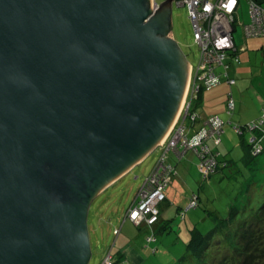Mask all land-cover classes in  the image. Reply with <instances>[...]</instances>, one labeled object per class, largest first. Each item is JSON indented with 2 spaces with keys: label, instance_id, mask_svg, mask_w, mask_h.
<instances>
[{
  "label": "water",
  "instance_id": "95a60500",
  "mask_svg": "<svg viewBox=\"0 0 264 264\" xmlns=\"http://www.w3.org/2000/svg\"><path fill=\"white\" fill-rule=\"evenodd\" d=\"M172 2L0 0V264H89L92 201L185 101Z\"/></svg>",
  "mask_w": 264,
  "mask_h": 264
},
{
  "label": "rangeland",
  "instance_id": "374dc122",
  "mask_svg": "<svg viewBox=\"0 0 264 264\" xmlns=\"http://www.w3.org/2000/svg\"><path fill=\"white\" fill-rule=\"evenodd\" d=\"M155 1L160 6L165 0ZM182 3H179L178 0L172 2L171 35L182 48L191 64L196 66L200 61L199 45L194 37V26L188 8ZM240 16L241 20L238 19L236 22V41L250 43V37L243 34L242 26L250 21V13L247 12L246 3L241 5ZM240 55L241 63L239 64L232 59L227 60L231 62L229 75L236 78L237 83L230 87L224 80L216 88L222 92L225 90V101L228 92L232 90L237 104L239 101L237 88L239 86L247 88L250 87L251 83L262 80V90L264 91V71L261 73V63L264 62L263 53H259V57L252 62L254 66L251 69L253 74L257 76L255 82L250 77L252 74L250 73V51L248 53L241 52ZM237 66H239L238 69H236ZM218 70L224 71L223 68H218ZM208 90L211 89H205L203 92H209ZM251 99L253 98L250 96V101ZM197 110L200 114L206 115L209 113L208 110L204 111L202 107ZM252 111H255V106L250 104V113ZM184 115H190L188 109L185 110ZM231 118V114L226 115L227 120L223 118L227 123L222 134L221 144L212 145L217 153L219 165L217 170H212L209 173L211 176L204 177L198 169H195L196 171L191 170L187 173V179L191 183L187 184L180 178L183 177V173L177 174L173 170L177 163H174L175 165L172 168L162 159L164 153L162 147H157L94 198L90 205L88 217L92 249L89 264L106 263L105 259L110 250L114 254L113 259L117 260L116 257H120L122 254L135 264H196V255L188 251L190 250L188 249L189 242L193 236L192 229L197 228L207 235L214 226L221 225L223 228H230V226L244 227L247 222H250V230L255 229L254 227L261 220L258 209L264 203V149L257 156L250 155L249 142H251V137L247 133L245 136L241 135L235 128L236 123L231 121ZM179 135L180 133L176 132L173 140L172 137L168 139L169 146H172L174 140H178ZM168 136L169 134L164 141ZM262 145L264 147V139ZM174 149L176 148L169 152V156L176 161L175 155L177 158L179 156ZM185 153L186 149L182 151L181 155ZM167 160L169 162L168 158ZM160 161L164 162V164L161 163L162 166L164 165V167H161L164 168L161 172L169 170L171 173L170 177L164 179V183H162L165 184L166 188L164 199L161 202L167 199L166 190L174 184L175 176H177L176 179L179 178L180 185L174 184L173 193L178 199L180 197L181 201L176 202L173 200V204L172 201L168 202L167 208L161 215L166 220L160 221L155 228L138 227L130 222L122 226L124 216L130 205L138 197L146 180L153 176L155 168H159L158 162ZM224 161H231V164L228 163L226 166ZM157 164L158 167H156ZM176 167L178 166L176 165ZM193 192L198 193L200 198L194 199L193 201L196 204L191 205L192 208L188 209L190 204L187 201H189ZM158 209L160 213L159 205ZM182 210L185 211V215H181ZM215 214L219 215L220 218H226L227 221L221 220L219 222V219L214 217ZM145 224L147 223L141 225ZM115 228H121L119 236L114 234ZM262 229L263 227L259 230ZM153 233H155L157 240L153 238ZM227 233L230 232L226 231L219 236L218 233L213 232V235L209 237L210 243L208 242L203 250L205 252L211 250L213 253L214 251L228 252L232 254V259H234L236 253L234 246H227L226 244H232L234 236L225 235ZM262 261L264 264V259Z\"/></svg>",
  "mask_w": 264,
  "mask_h": 264
},
{
  "label": "built area",
  "instance_id": "2783aa9c",
  "mask_svg": "<svg viewBox=\"0 0 264 264\" xmlns=\"http://www.w3.org/2000/svg\"><path fill=\"white\" fill-rule=\"evenodd\" d=\"M178 2H183L182 4L187 6L189 10V16L194 26V37L199 45L200 61L196 66L192 65L190 76L191 90L189 89L187 92L185 106L180 111L179 117L172 127L168 138L161 145L166 143L170 137L173 140L175 133L179 132L178 140H174L172 146H169L168 143V148H176L174 150L179 155L182 154L181 149H179L180 143L183 146V150H195L201 157L199 163L200 169L205 174H208L214 170L216 161L212 157H209V150L205 145V141L212 136L215 142L219 144L221 135L224 132L225 122L217 115L210 116L205 120L204 126L201 129L194 135L188 137L186 135V128L181 123V119L185 121L187 118H195V115L190 112V106L192 104L190 97L193 95L196 96L202 87L213 88L221 82L223 77L230 84L235 82L234 78L228 76L226 69L229 66L227 64L228 59H232L236 63L240 62L239 54L236 55L239 48L235 39V32L237 30L236 22L238 19L239 21L241 20L239 9L240 0H178ZM247 2L249 5L250 21L244 24V30L250 36L263 34L264 0H247ZM156 4L157 2L155 1ZM220 66L226 68L224 72H219L218 68ZM227 108L229 113L235 108V101L232 97L227 101ZM186 109L189 110V116L184 115ZM259 123H264V117L260 119ZM251 128L253 129L254 126L251 125ZM236 129L240 131L239 127H236ZM252 140L255 141L256 137H253ZM261 150L262 146H257L254 149V154H258ZM161 163L164 164V162H159V168L154 171L153 176L149 177L141 188L137 204L129 210L128 215L136 224H154L158 220V205L164 199L166 188L165 184L162 183H164V179H168L171 175L169 170L161 172L164 169L161 168L164 167ZM169 165L171 166V164ZM196 198L197 196L194 197V199ZM195 204V201L191 202V205ZM119 232L115 230V233L119 234ZM107 256L105 259L106 263L103 262V264H116L119 262L113 259L111 254ZM122 262H124L123 264H132L127 260H123Z\"/></svg>",
  "mask_w": 264,
  "mask_h": 264
},
{
  "label": "trees",
  "instance_id": "16d2710c",
  "mask_svg": "<svg viewBox=\"0 0 264 264\" xmlns=\"http://www.w3.org/2000/svg\"><path fill=\"white\" fill-rule=\"evenodd\" d=\"M243 3H246L247 4V12L249 13V5H248V2L247 0H240V4H239V9H240V14H241V5ZM187 7V6H186ZM189 11V10H188ZM237 44V43H236ZM239 54V49L238 51L236 52V55ZM227 64H229L228 68H224V66H220V68H223V69H226L227 71H229V68L231 66V62H228L227 61ZM221 71V70H219ZM224 72V71H223ZM223 79H226L225 77L222 78ZM221 80V82H222ZM227 81V79H226ZM221 82L219 84H217L216 86L220 85ZM228 82V81H227ZM214 86V87H216ZM213 87V88H214ZM205 89H212V88H204L202 87L199 91V93L195 96H191L190 99L192 101V104L190 106V111H191V114L195 115V118H190L187 120L185 119V121H183L181 119V123L185 126L186 128V135L188 137L194 135L199 129H201L203 126H204V122L207 118H209L210 116H213L212 114L211 115H208L207 117L203 118V116L198 112V108L200 106V102H201V93L205 90ZM230 95V94H229ZM229 114H232L229 113ZM219 116V115H217ZM220 118H222L221 116H219ZM223 119V118H222ZM224 120V119H223ZM201 122L200 125H198V122ZM225 124L227 123L225 120H224ZM251 125L254 126V128L252 129L251 128ZM247 125H244V129L241 125H236L235 124V128L236 127H239L240 128V133L241 135H244L245 131H247L246 129H249L246 127ZM250 129H252L251 132H254V131H259V132H262L261 134H259V137L257 136V133L254 134V136L256 137V140L254 142H249V153L250 155H253V156H257V154H254V149H256L257 146L261 145L262 146V150L261 152L263 151L264 147L262 145V140L264 139V123L263 124H250ZM238 131V130H237ZM261 135V136H260ZM222 142V137H221V141L219 144H221ZM219 145L218 143L215 142L214 138L211 136L209 137L206 141H205V145L207 146L208 150H209V157H212L215 161H216V165L214 167V170H217L218 168V160H217V153L216 151L214 150V148L212 147V145ZM159 147H162L163 149V155H162V158L165 162H167L168 164H171V166H174V162L172 161L171 157L169 156V152L171 150H173L172 148H168V141L166 143H164L163 145L161 146H158ZM179 149H181V151H183V146L182 144L180 143L179 145ZM191 150L197 157V163H196V166H197V169L198 171L201 173V175L204 177H209L211 176L209 173L208 174H205L201 169H200V166H199V163H200V160H201V157L198 155L197 152H195V150L193 149H189ZM259 152V153H261ZM258 153V154H259ZM167 158L169 159V162L167 160ZM175 158L178 160V158L176 157L175 155ZM159 163V162H158ZM231 164V161L228 162V161H224V165H228ZM177 165V164H176ZM176 165L174 166V171L177 172V174L179 173V168L176 167ZM158 166V164H157ZM156 166V167H157ZM156 170V168H155ZM176 177V176H175ZM174 177V178H175ZM167 192V190H166ZM197 196L200 198L199 194L196 193V192H193L191 197H190V201H189V208H192L191 206V202L193 201L194 197ZM139 198L136 199L131 205H130V208H132L135 204H137ZM165 201V200H164ZM163 201V202H164ZM132 206V207H131ZM199 206V205H197ZM197 206H194V207H197ZM160 207V206H159ZM129 208V210H130ZM129 210L127 211L129 213ZM126 212V215L123 219V222L126 221V220H131L129 215L127 214ZM181 215H185V211L182 210L181 212ZM163 212L161 211V208H160V213L158 215V220L154 223V224H145V225H137L138 227H141V226H148V227H151V228H155V226L159 223V219L161 221L162 219V215ZM258 215L260 217V224L258 223L254 228V230H250V222H247L246 226L244 227H239V226H230V228H223V226H217L212 229V231H210L207 235L204 234L201 230L197 229V228H194L192 229V238H191V241L189 242V246H188V251H190L193 255H196V264H263V259H264V238L262 239L261 237H264V222H261L262 220L264 221V203L259 207L258 209ZM221 216V215H220ZM215 218H218L219 219V222L221 220H226V218H220L219 215L215 214L214 215ZM217 221V219H215ZM217 224V223H215ZM123 225V224H122ZM261 227H263L262 230H259ZM119 228H115V230H118ZM226 231H229L230 233H227L225 235L227 236H230V235H233L234 236V242H232V244H228L226 243V241H224L227 246H234L235 248V255H234V259H232V254L231 253H228V252H217V251H211V250H208L205 252V250H203L206 246H207V243L209 242L210 243V238L212 235H213V232H216L219 234V236L223 233H225ZM121 233V231L119 232V234L115 233L114 234L116 236H119ZM153 238L155 240H157V237L155 235V233H153ZM237 238H236V236ZM224 237V236H223ZM224 240V239H222ZM107 254H111L112 256H114V254L112 253V251L110 250ZM117 258V257H116ZM127 261L131 262L129 259L126 258ZM123 260L120 259V262H117L116 264H123L124 262H122ZM132 264H135L133 262H131Z\"/></svg>",
  "mask_w": 264,
  "mask_h": 264
},
{
  "label": "crops",
  "instance_id": "0c3cea01",
  "mask_svg": "<svg viewBox=\"0 0 264 264\" xmlns=\"http://www.w3.org/2000/svg\"><path fill=\"white\" fill-rule=\"evenodd\" d=\"M242 26H243V32H244V33L243 32L242 33L246 37H250V43H243V42L236 41L237 46L239 48V56L241 58V55H240L241 52L245 51L248 53L250 51V73H252L250 75V77H251L252 81L255 82L257 80V76L253 74V70L251 69L254 66V64L252 62H253V60L255 61L259 57V53H261V52L263 53V58H264V33L257 35V36H250V35L246 34V32L244 30V25H242ZM236 37L237 36L235 33V39H236ZM239 63H241V60ZM238 67L239 66H237L236 69H238ZM263 71H264V62L261 63V73ZM219 72H223V71H219ZM228 76L231 77L229 75V71H228ZM232 78H234V77H232ZM234 79L236 81L234 83H231V84L228 83L226 81V79H223L221 84L225 80L230 85V87H233V85H235L237 83V79L236 78H234ZM220 85H218V86H220ZM218 86L212 88L211 90H208L209 92H206V93L202 92L201 93V102H200L199 108L202 107V109L204 111L208 110V112H209L206 115L201 113L203 115V118L212 114V115H219L222 118H224L225 120H227L226 115H229L228 114L229 113L228 108H227V101L230 97H232L235 101V108H234V110H232L231 121H234L237 126L241 125L243 127L244 125H247L246 127L249 129H246L247 131H245L244 136L246 135V133L249 134V137H251V141L254 142L252 140V138L254 137V134L257 133V136L259 137V134L262 133L259 131L251 132L252 129H250V124H252V123H254V124L258 123L259 124L260 119L262 117H264V91L262 90L263 81L261 80V81H258L257 83H251L250 87H247V88L239 86L237 88V97L239 98L238 104H237L236 98L234 96V92L232 90L230 92H228L227 99L225 101V95H224L225 90L222 92L220 89H216ZM250 96L253 98V99H251V101H250ZM250 104L252 106H255V111H252L251 113H250ZM200 124H201V122L199 121L198 125H200ZM243 129H244V127H243ZM171 159L174 163H177V166L180 169L179 173L180 172L183 173V177H180L181 180H184L187 184L191 183L187 179V173L190 172L191 170L196 171L195 170V169H197V166H196L197 157H196V155L191 150H188V151H186V153L184 155L179 156L178 160L174 161V158H172V157H171ZM176 177H175L174 184L180 185L179 184L180 180H179V178L176 179ZM174 184L171 185L169 188H167V199L164 202H161L159 204L162 212H164L165 209L167 208L168 202L172 201L171 203L173 204L174 203L173 200H175L176 202L181 201L180 197L178 199V197H176L173 193ZM189 201H187V203H189ZM179 211H180V207H179ZM164 219L166 220V218H163V216H162L161 221ZM127 222H130L136 226L138 225V224H136V222H134L132 220H126L123 222L122 226H124L125 223H127ZM159 222H160V219H159ZM120 258L125 259V257L122 254H121Z\"/></svg>",
  "mask_w": 264,
  "mask_h": 264
},
{
  "label": "bare ground",
  "instance_id": "6f19581e",
  "mask_svg": "<svg viewBox=\"0 0 264 264\" xmlns=\"http://www.w3.org/2000/svg\"><path fill=\"white\" fill-rule=\"evenodd\" d=\"M153 6H155V0H153ZM190 75H191V71H190ZM190 87H191V78H189V81H188L187 92L189 91ZM187 92H186V95H187ZM184 103H185V101H184ZM183 106H185V105L183 104ZM183 106H182V109H183ZM182 109H181V110H182ZM176 119H177V118H176ZM173 126H174V125H173Z\"/></svg>",
  "mask_w": 264,
  "mask_h": 264
},
{
  "label": "clouds",
  "instance_id": "9594fccd",
  "mask_svg": "<svg viewBox=\"0 0 264 264\" xmlns=\"http://www.w3.org/2000/svg\"><path fill=\"white\" fill-rule=\"evenodd\" d=\"M191 65H192V64H191ZM231 78H232V77H231ZM235 81H236V80H235ZM228 83H229V82H228ZM225 125H226V124H225ZM224 131H225V126H224ZM223 133H224V132H223ZM223 133H222V134H223ZM221 137H222V135H221ZM254 137H255V136H254ZM174 151H175V150H174ZM175 152H176V151H175ZM176 153H177V152H176ZM177 155H178V156H181V155H179L178 153H177ZM136 199H138V197H137ZM160 203H161V202H160ZM131 207H132V206H131ZM127 214H128V212H127ZM132 221H133V220H132ZM134 222H135V221H134ZM138 225H140V224H138ZM150 225H151V224H150ZM119 230L121 231V228H120ZM116 259H117L119 262H120V259H121V260H126V258H125V259H122V258H120V257H117Z\"/></svg>",
  "mask_w": 264,
  "mask_h": 264
}]
</instances>
